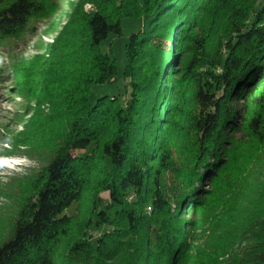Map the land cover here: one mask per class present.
<instances>
[{"label":"trees","instance_id":"16d2710c","mask_svg":"<svg viewBox=\"0 0 264 264\" xmlns=\"http://www.w3.org/2000/svg\"><path fill=\"white\" fill-rule=\"evenodd\" d=\"M87 1L94 8L68 39L79 60L67 86L71 116L0 244V264H197L183 215L208 204L205 171L235 159L226 148L237 142L264 153V0ZM45 4L0 0V44ZM124 16L144 18L126 43L129 84L91 104L94 84L117 80L116 60L100 43L122 34ZM176 135L197 148L184 172L168 147ZM168 171L181 182L175 201ZM247 175L250 192L236 185L221 194L222 220L208 235L220 245L201 264H264V177H253L252 166Z\"/></svg>","mask_w":264,"mask_h":264},{"label":"rangeland","instance_id":"374dc122","mask_svg":"<svg viewBox=\"0 0 264 264\" xmlns=\"http://www.w3.org/2000/svg\"><path fill=\"white\" fill-rule=\"evenodd\" d=\"M45 5L46 10L39 13L23 33L6 38L0 44V244L9 237L19 208L31 194L34 177L47 163L54 146L61 141V133L71 116L73 106L69 107L67 86L76 73L79 60L68 39L82 24L80 14L94 8L87 0H46ZM143 25V16H124L122 34L111 32L101 41L100 50L115 58L118 75L114 83L92 86L91 104L104 95H124L129 84L124 77L128 62L126 43L129 36ZM66 61L70 66L68 70L64 66ZM173 138L168 146L173 154L172 161L176 171L183 169L184 172L186 167L194 164L197 148L190 138L184 146L181 144L184 139L180 136ZM234 145L226 150L231 151L230 155L235 159L225 157L217 169L204 173L201 193L207 195L210 192L204 201L208 204L201 205L196 211L189 208L183 215L185 226L190 224L188 231L194 235L191 239L194 238L195 249L190 256L193 255L197 264H201L212 247L220 245L208 235L220 226L218 221L222 220L215 214L222 203L221 194L236 185L242 191L250 192L248 186L242 184L251 166L253 177H264V153L242 142ZM229 153L226 151V156ZM219 169L223 174L222 171L218 173ZM165 183L169 199L175 201L181 184L178 173L168 171ZM218 192L219 196L212 198L211 193ZM101 197L103 206L109 201V193L102 192ZM76 206L74 204L69 210L71 214H77ZM106 229L96 228L93 235L99 236Z\"/></svg>","mask_w":264,"mask_h":264}]
</instances>
